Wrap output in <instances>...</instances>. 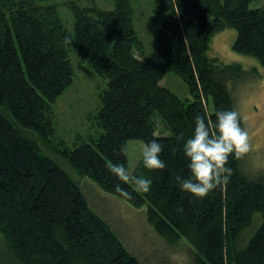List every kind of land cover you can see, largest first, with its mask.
Listing matches in <instances>:
<instances>
[{"label":"trees","instance_id":"trees-1","mask_svg":"<svg viewBox=\"0 0 264 264\" xmlns=\"http://www.w3.org/2000/svg\"><path fill=\"white\" fill-rule=\"evenodd\" d=\"M253 1L155 0L165 15L150 53L137 57L142 42L130 0H114L112 9L65 1L74 17L72 33L57 3L0 0V264H141L43 148L58 152L104 191L146 206L157 234L171 246L184 241L192 264H264V175L249 177L243 157L233 154L226 165L230 182L205 198L176 181L191 175L183 144L195 118L204 116L214 128L216 112H238L232 87L258 75L209 56L215 33L233 28L232 50L264 66V2L252 7ZM71 44L107 81L93 115L98 133L74 147L59 139L58 147L53 103L73 81ZM169 71L183 80L188 96L160 85ZM240 124L244 128L241 117ZM181 133L184 139L177 140ZM131 139L163 145L164 169H147L141 158L133 170L151 180L147 193L134 191L107 167L130 169L129 151L120 149Z\"/></svg>","mask_w":264,"mask_h":264},{"label":"rangeland","instance_id":"rangeland-1","mask_svg":"<svg viewBox=\"0 0 264 264\" xmlns=\"http://www.w3.org/2000/svg\"><path fill=\"white\" fill-rule=\"evenodd\" d=\"M70 0H48L57 3V10L63 25L73 32L74 17L72 10L64 2ZM80 5H96L101 9H112L114 0H71ZM133 8V24L142 42V52L135 56L145 57L152 48L153 37L165 15L166 9L157 7L155 0H130ZM264 0H254L252 7L261 6ZM236 36L233 28H225L215 33L211 40L209 56L218 62L238 63L255 77L240 80L232 87L238 113L250 138L251 150L243 156L242 170L251 178L264 175V66L253 56L242 55L232 50ZM68 57L74 70L72 83L53 103V118L56 128L54 144L63 140L64 146L74 147L88 142V137L98 133L93 115L100 107V92L106 86L104 78L94 72L87 62L81 61L76 49L68 47ZM255 68L257 70L254 71ZM179 97L188 96L183 80L172 71L165 73L160 80ZM130 169L134 170L142 158L144 143L138 139L127 142ZM59 147V146H58ZM62 147V146H61ZM49 149V148H48ZM43 151L55 159L59 165L81 186L90 207L111 227L126 249L141 264H192V252L184 241L169 245L154 230L146 219V206L135 207L126 200L108 193L87 176L80 175L64 158L52 149Z\"/></svg>","mask_w":264,"mask_h":264},{"label":"clouds","instance_id":"clouds-1","mask_svg":"<svg viewBox=\"0 0 264 264\" xmlns=\"http://www.w3.org/2000/svg\"><path fill=\"white\" fill-rule=\"evenodd\" d=\"M65 43H71L66 38ZM216 122L213 126L206 122L204 116L195 118L193 135L183 144L184 155L189 159L188 168L191 175L188 178L176 177L179 187L190 192L197 198H205L217 187L226 186L231 179L232 169L226 165L229 156L237 159L251 150L250 138L247 130L241 127L240 115L235 110L218 111L215 113ZM183 134L177 140H183ZM127 146L120 152L127 155ZM163 145L157 139L146 143L142 150V161L147 169H164L165 161L160 158ZM109 171L120 181L129 184L136 192L147 193L150 190L151 180L137 176L133 170L123 164L108 163ZM116 192L122 197L131 198L130 193L116 185Z\"/></svg>","mask_w":264,"mask_h":264}]
</instances>
